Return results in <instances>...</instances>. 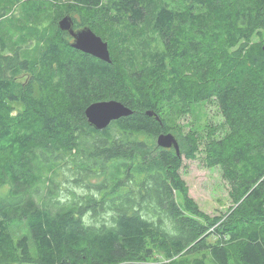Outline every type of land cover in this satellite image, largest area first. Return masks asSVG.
I'll list each match as a JSON object with an SVG mask.
<instances>
[{"label": "trees", "instance_id": "trees-1", "mask_svg": "<svg viewBox=\"0 0 264 264\" xmlns=\"http://www.w3.org/2000/svg\"><path fill=\"white\" fill-rule=\"evenodd\" d=\"M72 3L0 0V51L8 53L7 76L0 61V189L10 187L0 197L2 258L151 264L208 251L217 264H264V42L254 43L264 0ZM79 11L84 22L71 15ZM66 15L75 30L89 27L108 42L111 63L71 46L58 25ZM211 98L229 126L206 150L231 185L235 205L223 222L200 209L180 175L183 156L198 158L199 139L181 135L180 156L157 145L177 114ZM108 100L133 114L96 130L85 112ZM163 104L175 110L168 119ZM69 182L75 191L62 202Z\"/></svg>", "mask_w": 264, "mask_h": 264}, {"label": "rangeland", "instance_id": "rangeland-1", "mask_svg": "<svg viewBox=\"0 0 264 264\" xmlns=\"http://www.w3.org/2000/svg\"><path fill=\"white\" fill-rule=\"evenodd\" d=\"M185 0H167V2L172 7H177ZM61 3V4H60ZM73 4L72 0H59V6L63 10L67 9V6ZM52 13V12H50ZM71 15L78 21L84 22L89 15L84 11L74 12ZM51 20L54 16L50 15ZM61 19H59L60 21ZM261 35L256 34L254 37V43L264 42V31ZM153 39L150 37L148 42ZM154 44H155V40ZM146 43L142 45L134 42V49L140 53L146 51L147 49L142 48ZM147 47V46H146ZM7 52L0 51V61L3 65V70H5L4 57ZM2 56H4L2 58ZM192 78L193 75H188ZM29 80L28 75H24L21 81L24 83ZM37 88V92H38ZM16 110H21L22 106L19 104H14ZM174 111L172 106L168 104L162 105V114L167 119L169 115ZM169 131L174 134L179 141L181 149L186 148V144L182 136L192 134L195 138L199 139V152L198 158L196 160H191L183 156L182 167L180 169V175L189 187L190 196L199 205L200 209L208 215L211 220L222 218L223 222L226 220L227 215L234 209V202L230 195L231 185L224 178L223 171L219 166H209L206 162V150L209 144L214 140H219L226 138L229 135V126L221 112L219 102L216 98H211L208 100L200 101L195 104L192 112L188 114H177L176 117L169 122ZM64 175L73 181L74 172H70L64 169ZM67 190L62 191L61 201L67 202L72 199L70 193L75 191L74 183L69 182L64 184V188ZM10 190L9 186H5L0 189V197L5 196ZM79 194L85 193L84 190L76 189ZM60 201V196L58 197ZM106 220H109V216H105ZM0 264H14L11 261L4 260L0 254ZM151 264H217L211 257L208 251H198V252H186L173 259H166L164 262H152Z\"/></svg>", "mask_w": 264, "mask_h": 264}, {"label": "water", "instance_id": "water-1", "mask_svg": "<svg viewBox=\"0 0 264 264\" xmlns=\"http://www.w3.org/2000/svg\"><path fill=\"white\" fill-rule=\"evenodd\" d=\"M58 25L63 32H68L73 38L71 46L74 49L92 55L102 61L112 62L108 42L104 41L92 29L84 27L75 30L74 22L70 15L64 16L58 22ZM85 114L88 124L94 129L102 131L107 129L113 122L131 116L133 111L120 101L108 100L91 104ZM147 115L161 121L155 112L147 111ZM157 145L163 149L173 148L178 156L181 155L179 141L172 133H162L157 139Z\"/></svg>", "mask_w": 264, "mask_h": 264}]
</instances>
